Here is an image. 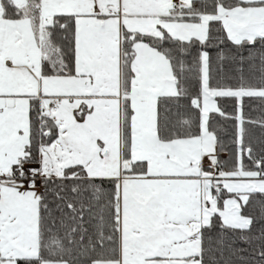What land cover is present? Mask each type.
<instances>
[{
    "label": "snow or ice",
    "instance_id": "obj_1",
    "mask_svg": "<svg viewBox=\"0 0 264 264\" xmlns=\"http://www.w3.org/2000/svg\"><path fill=\"white\" fill-rule=\"evenodd\" d=\"M0 264H264V0H0Z\"/></svg>",
    "mask_w": 264,
    "mask_h": 264
}]
</instances>
